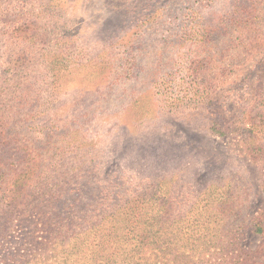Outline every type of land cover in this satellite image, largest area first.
Segmentation results:
<instances>
[{
  "label": "rangeland",
  "instance_id": "374dc122",
  "mask_svg": "<svg viewBox=\"0 0 264 264\" xmlns=\"http://www.w3.org/2000/svg\"><path fill=\"white\" fill-rule=\"evenodd\" d=\"M0 195V264H264V0H0Z\"/></svg>",
  "mask_w": 264,
  "mask_h": 264
},
{
  "label": "trees",
  "instance_id": "16d2710c",
  "mask_svg": "<svg viewBox=\"0 0 264 264\" xmlns=\"http://www.w3.org/2000/svg\"><path fill=\"white\" fill-rule=\"evenodd\" d=\"M25 167H27V166H25ZM37 164L35 165V171L37 170ZM34 171V172H35ZM44 173V172H43ZM35 174L36 175H41V173H38V172H35ZM30 177H28V179H29ZM34 180H38V178H36V177H34ZM14 187H15V189L13 190V194H12V197H11V199L6 203V205H7V207L8 208H14V207H18V206H20V198H22V196H23V194H24V190H23V183H22V181H19V183L17 182L15 185H14ZM18 192H20L21 193V195H20V197L18 198V196H17V193ZM6 193H3V195H5ZM51 194H55V193H51ZM3 195L1 196L0 195V199H3ZM63 196V193H58V194H56V195H54V196H52V198L50 199V201H55L56 202V200H57V198H61ZM104 197H105V195H104ZM38 200H39V198H37ZM151 223H153V221L151 222ZM179 256H181V257H177V256H173V257H169V258H166V259H164L163 260V262H164V264H178V263H181L182 261H183V259L184 258H187L188 256L187 255H185L183 252L182 253H180L179 254ZM190 261H191V259H190ZM157 263L159 262V261H156ZM135 264H140V263H138V262H135Z\"/></svg>",
  "mask_w": 264,
  "mask_h": 264
}]
</instances>
